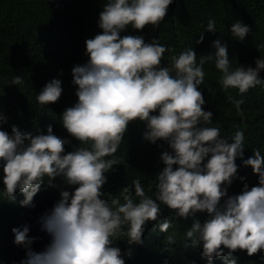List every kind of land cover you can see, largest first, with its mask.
Segmentation results:
<instances>
[{
	"label": "clouds",
	"instance_id": "9594fccd",
	"mask_svg": "<svg viewBox=\"0 0 264 264\" xmlns=\"http://www.w3.org/2000/svg\"><path fill=\"white\" fill-rule=\"evenodd\" d=\"M172 3L103 4L98 19L102 31L85 40L88 60L71 70L77 101L59 120L79 146L66 153L71 141L55 135L51 125L46 134L22 133L17 126L11 133L0 130V264H125L114 239L124 236L129 245L142 244L145 225L161 218V205L184 219L207 214L203 221L193 220L185 237L191 242L186 247L202 246L208 264L216 258L237 264V251L249 257L264 252V156L255 149L243 159V131L224 137L213 125V113L204 110L199 90L208 60H214L224 90L238 89L243 96L264 87V57L255 59V67H233L227 45L217 39L212 44L215 53L200 56L199 62L188 47L170 54V63L162 65L165 52L172 50L157 39L121 36L129 26L137 31L158 27ZM206 31L216 32L214 20L208 21ZM230 31L243 41L250 28L236 21ZM203 39L201 35L196 43ZM11 83L23 80L15 76ZM62 92L61 81L53 79L35 99L43 108L58 102ZM229 100L242 115L244 100ZM134 121L144 123V140L164 141L171 149L160 153L165 167L156 176L155 198L135 179L119 196L104 199L105 174L120 164L115 154ZM6 122L0 112V129ZM237 158L251 166L258 184L245 183L239 194L229 195L237 179ZM171 226L168 219L158 225L161 232ZM174 237H166L169 245Z\"/></svg>",
	"mask_w": 264,
	"mask_h": 264
},
{
	"label": "trees",
	"instance_id": "16d2710c",
	"mask_svg": "<svg viewBox=\"0 0 264 264\" xmlns=\"http://www.w3.org/2000/svg\"><path fill=\"white\" fill-rule=\"evenodd\" d=\"M106 0H0V112L6 118L2 129L11 133L17 126L22 133L46 134L49 125L53 133L71 141L65 152L79 146L59 123L60 115L76 101V87L72 84L71 70L76 64L87 62L85 40L94 38L102 30L98 27L100 10ZM209 20L216 22V32L206 31ZM240 21L250 28L243 41L231 34V25ZM141 35L145 42L157 39L171 51L165 52L162 65L170 63V54H178L192 47L200 56L215 53L212 44L219 39L228 48L232 66L255 67V59L264 57V0H173L168 14L156 28L149 25L142 31L130 26L121 36ZM203 35V42L196 41ZM206 73L199 90L205 99L204 110L213 113V125H218L221 134L231 138L236 131H243L245 144L243 159L253 156L259 149L264 156V87L257 86L241 96L238 89L224 90L218 83L219 71L214 60L204 64ZM20 76L23 83L13 85L11 80ZM264 78V71L260 73ZM53 79H59L63 88L58 102L41 108L36 95ZM243 99L242 115H238L229 97ZM145 125L134 121L129 124L124 141L115 154L120 164L113 166L105 175L107 183L102 191L104 199L119 196L122 188L140 179L145 193L155 198L156 176L165 165L160 153L171 152L164 141L156 144L143 139ZM243 159L237 158V179L228 188V194H239L246 183L249 187L258 184V176L251 166L245 167ZM176 167L175 165L173 166ZM2 176V175H1ZM244 179L241 180L240 178ZM59 177L53 182L59 184ZM1 186V180H0ZM134 194V189H132ZM121 202H123L121 197ZM159 221L145 225L142 244L127 243V237L114 239L125 264H208L202 256L201 247H186L191 242L185 232L194 219L203 221L207 214L184 219L161 205ZM168 219L172 226L161 232L158 225ZM155 229V230H154ZM175 233V243L169 245L166 237ZM130 255H125L129 253ZM225 252L227 250L225 249ZM264 252L249 257L246 251H237L233 257L237 264H264ZM212 264H223L216 258Z\"/></svg>",
	"mask_w": 264,
	"mask_h": 264
}]
</instances>
